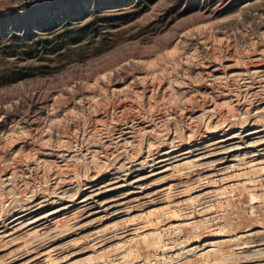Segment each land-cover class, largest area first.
Here are the masks:
<instances>
[{
	"label": "rangeland",
	"instance_id": "1",
	"mask_svg": "<svg viewBox=\"0 0 264 264\" xmlns=\"http://www.w3.org/2000/svg\"><path fill=\"white\" fill-rule=\"evenodd\" d=\"M58 1L0 0V18ZM111 14L0 54V264H264V132L220 142L264 128V0Z\"/></svg>",
	"mask_w": 264,
	"mask_h": 264
},
{
	"label": "trees",
	"instance_id": "2",
	"mask_svg": "<svg viewBox=\"0 0 264 264\" xmlns=\"http://www.w3.org/2000/svg\"><path fill=\"white\" fill-rule=\"evenodd\" d=\"M125 1L91 0L88 4L76 6L74 2L64 4L65 0H59L60 5L46 3L3 16L0 18V54L6 58L23 56L29 59L41 51H56L88 36L99 35L102 27L107 25L105 23L118 19L111 12L123 8ZM145 1L137 0L138 3ZM88 18L91 21L83 26V21ZM3 78L8 79L5 83L17 79L13 73L8 75L0 70V79Z\"/></svg>",
	"mask_w": 264,
	"mask_h": 264
},
{
	"label": "bare ground",
	"instance_id": "3",
	"mask_svg": "<svg viewBox=\"0 0 264 264\" xmlns=\"http://www.w3.org/2000/svg\"><path fill=\"white\" fill-rule=\"evenodd\" d=\"M259 65V64H258ZM256 68V67H255ZM259 68V67H258ZM259 70V69H258ZM262 132H264V128L262 129V130H254V129H251V130H249V128H246V127H242V129H240L238 132H234L232 135L233 136H231V137H227V138H222L221 140H220V142L221 143H224V142H227V141H235V143L236 142H240V140L241 139H243V138H248L249 137V135H254V136H256L255 134H258V133H262ZM212 134V133H211ZM206 135V134H205ZM262 135V134H261ZM227 136V135H226ZM123 139H125V138H123ZM195 145H199V144H195ZM237 145V144H236ZM196 147V146H195ZM167 152V151H166ZM192 152V151H191ZM164 160H166V159H163V160H161V161H159V164H160V162H163ZM158 161V160H157ZM154 162H155V160H154ZM153 162V163H154ZM139 165V164H138ZM137 165V166H138ZM154 165L155 164H148V162L147 161H145V162H143L142 164H141V166L138 168H136L135 170L137 171V172H140L143 168L142 167H145V166H148V167H151V168H153L154 167ZM130 171V170H129ZM144 178L143 177H139V178H135V180H133V183H135V184H140L141 182H142V180H143Z\"/></svg>",
	"mask_w": 264,
	"mask_h": 264
}]
</instances>
